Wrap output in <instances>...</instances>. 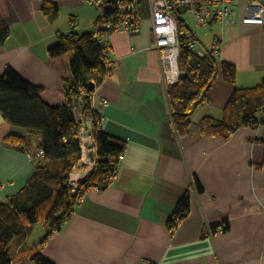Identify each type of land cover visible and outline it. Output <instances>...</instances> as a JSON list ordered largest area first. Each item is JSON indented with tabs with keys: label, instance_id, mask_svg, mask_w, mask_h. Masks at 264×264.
<instances>
[{
	"label": "crops",
	"instance_id": "crops-1",
	"mask_svg": "<svg viewBox=\"0 0 264 264\" xmlns=\"http://www.w3.org/2000/svg\"><path fill=\"white\" fill-rule=\"evenodd\" d=\"M50 1L58 9L54 21L42 12L44 0H0V18L9 31L0 42V76L12 69L42 89L43 102L60 107L65 101L62 79L71 78L69 56L51 60L47 50L60 34L91 33L97 11L82 0ZM247 3L234 0L236 24H214L201 35L194 32L201 49H212L217 38V58L236 69L234 84L218 74L206 100L191 115L194 126L205 116L221 120L236 89L253 88L264 79V26L241 23ZM139 18L137 31L108 38L112 75L90 99L100 129L124 144L112 184L86 192L61 231L48 235L47 227L38 223L42 229L33 230V225L14 238L11 258L36 248L51 264H264V165L256 168L264 157L259 142L264 140V124L240 128L228 140L180 138L153 49L148 2L146 9L139 7ZM73 112L87 142L69 178L77 184L95 170L96 156L91 151L92 118L82 115L79 101ZM8 135L22 136L24 131L9 126L0 114L1 203L23 188L35 161L4 145ZM185 193L190 194L189 214L170 234L166 223ZM222 223L228 226L226 232H210Z\"/></svg>",
	"mask_w": 264,
	"mask_h": 264
},
{
	"label": "trees",
	"instance_id": "trees-1",
	"mask_svg": "<svg viewBox=\"0 0 264 264\" xmlns=\"http://www.w3.org/2000/svg\"><path fill=\"white\" fill-rule=\"evenodd\" d=\"M43 14L50 21L58 17L57 7L50 0H44ZM179 40L178 66L184 75L174 85L166 87L165 95L174 130L183 140L194 137H221L228 140L230 134L240 128L256 129L264 124L258 120V113L264 106V79L253 87L236 89L227 101L221 120L203 117L193 125L191 115L206 100V96L216 81L218 74L229 84L236 81V69L232 64L219 61L211 49L199 48V40L183 19L177 17ZM9 34L0 18V42ZM195 43L196 49L189 45ZM201 50L203 56L196 54ZM91 33L77 36H58V42L48 48L51 60L69 56L71 78L62 79L64 104L52 107L41 99L42 89L20 78L12 69H6L0 76V114L11 127L24 131V135H8L3 144L20 152L28 153L34 161L33 171L23 188L4 203L0 202V264H51L38 249L21 251L11 258V241L26 234L31 226L41 223L51 235L61 231L73 213L78 198L89 190H105L117 173L119 158L124 152V144L105 134L99 126V116L92 110L89 97L81 95L88 90V84L95 88L108 79L112 69L104 63L103 53ZM113 67V66H112ZM94 91H92L93 93ZM76 101L82 104V115L92 118V134L97 148L95 170L88 179L76 184L72 191L70 175L81 162L80 142L73 112ZM264 146V140H259ZM39 151L43 152L38 156ZM264 165H256L260 168ZM194 189L199 194L201 188L194 180ZM190 211V194L185 193L176 203L166 225L172 234L178 224ZM212 226L210 232L218 231ZM228 226L222 232H226ZM45 243L42 241L41 245Z\"/></svg>",
	"mask_w": 264,
	"mask_h": 264
},
{
	"label": "built area",
	"instance_id": "built-area-1",
	"mask_svg": "<svg viewBox=\"0 0 264 264\" xmlns=\"http://www.w3.org/2000/svg\"><path fill=\"white\" fill-rule=\"evenodd\" d=\"M91 5L97 11V19L92 27L91 34L96 44L100 48H106L103 58L108 70L112 69V60L110 58L111 49L108 44V38L117 32H135L139 28V7L143 0H82ZM150 10L151 34L153 37V49L157 51L160 60V69L164 86L174 85L184 75V71L178 66L179 40L177 29V17L181 14H187L192 19L195 27L207 28L214 24L229 26L236 24L233 16L234 0H146ZM182 19V18H181ZM244 25L264 26V0H248L247 14L241 18ZM220 41L213 39L212 52L218 55ZM192 50L196 49V44L189 45ZM200 57L203 52L196 50ZM112 74V72H111ZM81 95L89 97L93 93L81 91ZM258 120L264 121V106L258 113ZM77 123L80 121L76 120ZM80 142V151H83L85 135L82 136L81 129L77 130ZM93 135V134H92ZM90 136L93 145L91 151L96 156L97 148L93 136ZM80 152V153H81ZM125 152V150H124ZM123 152V154H124ZM123 154L119 160L123 159ZM43 152L39 151L38 156ZM96 163V162H95ZM93 163V165H95ZM76 189V184L72 183V191ZM81 197L77 201H80ZM226 227L225 223L219 226L222 232Z\"/></svg>",
	"mask_w": 264,
	"mask_h": 264
},
{
	"label": "rangeland",
	"instance_id": "rangeland-1",
	"mask_svg": "<svg viewBox=\"0 0 264 264\" xmlns=\"http://www.w3.org/2000/svg\"><path fill=\"white\" fill-rule=\"evenodd\" d=\"M146 7H147V1L146 0H143V2H142V8L143 9H146ZM181 18L183 19V21L185 22V24L193 31V33L196 32L198 35H201V32L204 30V28H197V27H195V25H194L192 19L189 17V15H187V14H181ZM206 29H208V28H206ZM71 183H75V182H71ZM32 229L33 230H36V229L37 230L38 229L40 230L42 228H41V225L40 224H36V225L33 226Z\"/></svg>",
	"mask_w": 264,
	"mask_h": 264
},
{
	"label": "water",
	"instance_id": "water-1",
	"mask_svg": "<svg viewBox=\"0 0 264 264\" xmlns=\"http://www.w3.org/2000/svg\"><path fill=\"white\" fill-rule=\"evenodd\" d=\"M94 89H95V86H94L93 84H91V83L88 84V90H89V91L92 92V91H94Z\"/></svg>",
	"mask_w": 264,
	"mask_h": 264
}]
</instances>
